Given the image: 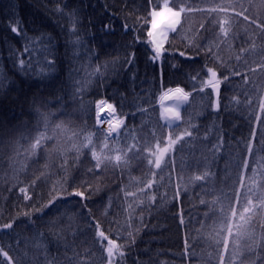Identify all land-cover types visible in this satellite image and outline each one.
<instances>
[{"label": "trees", "instance_id": "obj_1", "mask_svg": "<svg viewBox=\"0 0 264 264\" xmlns=\"http://www.w3.org/2000/svg\"><path fill=\"white\" fill-rule=\"evenodd\" d=\"M155 2L0 0V249L8 252L13 264H38V259L40 264H108V239L126 244L128 232L135 233L134 243L121 249L123 264H221V257L224 264H264L257 256L264 257V250L248 252L249 237L235 238L248 200L256 206L246 225L248 233L264 236V210L259 207L264 201V125H258L254 115L249 119L243 103L246 97L264 96V34L259 27L264 23V0H158L160 7L167 3L177 11L188 9L181 12L177 31H167L163 42L147 35ZM221 6L225 10L218 14L206 11ZM58 7L65 15L54 11ZM73 11L79 23L70 35L73 24L67 14ZM225 19L231 25L228 37L214 23ZM17 22L20 35L11 31ZM125 24L131 26L127 32ZM105 25L111 31H105ZM41 35L53 38L52 55L42 51L40 42L33 43ZM77 37L82 41L78 48L69 43ZM153 39L162 45L155 59ZM26 45L32 48L30 54L24 52ZM209 46L211 57L205 55ZM20 59H31L30 72L19 70ZM45 60H54L55 68L41 77L37 72ZM208 67L216 69L222 81L219 112L211 107L214 96L195 94L193 88L195 84L196 92L204 88L211 93L200 82L208 78ZM232 71L242 76L224 82ZM198 73L196 81L190 79ZM176 86L191 93L180 121L168 127L156 103ZM233 97L242 103H230ZM102 100L112 102L122 117L120 134L113 140L104 139L96 125L94 112ZM37 108L55 113L48 135L60 123L70 131L57 132L29 155L25 150L43 130L42 123L37 129ZM253 127L260 129L255 137ZM185 131L192 136L183 137L165 154L167 166L155 168L151 153H156L157 143L165 146L169 135L176 139ZM89 134L91 146L78 153L74 145L86 144ZM214 145L219 148L215 153ZM93 151L111 157V162L96 169ZM124 154L127 163H117L115 157ZM205 173L210 175L195 180ZM150 181L153 186L148 188ZM29 185L32 200L26 201L19 189ZM74 189L86 192V207H81L80 197L72 196L59 203V211H34L52 196ZM237 190L242 194L239 200ZM222 206L233 228L232 235L225 227L218 238ZM7 223L13 226L4 229ZM97 224L108 239L97 235ZM38 243L43 246L38 248ZM0 260L7 264L2 255Z\"/></svg>", "mask_w": 264, "mask_h": 264}, {"label": "snow or ice", "instance_id": "obj_2", "mask_svg": "<svg viewBox=\"0 0 264 264\" xmlns=\"http://www.w3.org/2000/svg\"><path fill=\"white\" fill-rule=\"evenodd\" d=\"M173 3H176L177 0H172ZM149 3H154V0H149ZM234 5L232 4H228V7H233ZM157 7H159V10L157 11ZM224 7L221 6L220 8H210L207 9L206 11H208L210 14H218L222 11H224ZM55 12H57L60 15H65V13L63 12V10L61 8H57L54 10ZM203 11V10H202ZM181 12H188V9L186 8H181L179 11L174 10L172 7H169L167 5V3L164 4L163 7H160L158 4V0H156L155 2V6L153 7L150 15H151V27L150 30L148 31L147 35L149 37H153V30H155L157 28V23H158V18L161 17H167V19L169 20V30L170 31H177L176 29V25L180 23V16H181ZM69 16V18L72 20V24L73 27L70 29L69 34L70 35H75L77 28H76V24L79 23V20L76 16V12L73 11L71 13L67 14ZM245 19H247V17H245ZM214 23H218L219 24V28H220V32L223 34L224 37H228L229 36V29L231 27L229 20L225 19V20H220V21H214ZM203 27V26H202ZM259 27H261L262 29V34H264V23H261V25H259ZM105 31H111V26L110 25H105L104 26ZM125 31L127 32L128 30H130L131 26L128 24L124 25ZM11 31L17 35H20L21 33V28L19 27V22H17L16 25L11 27ZM26 39L31 40V38L25 37ZM52 37L51 36H47L45 37L44 35H41L40 37L36 38V41H33V43L35 42H40L43 47H42V51L48 55H52L51 49L52 47H54L55 45L52 43ZM44 41H47V43H44ZM151 43H153L154 45V57L153 59L159 57L161 55V48L162 45H158L157 42L153 39L152 41H150ZM69 43L71 45H73L74 47H79L82 43L81 39L79 37H77L74 40L69 41ZM211 46H209V51H207L205 53V55H208L211 57ZM32 48L28 45L25 46L24 52L25 53H31ZM181 56L185 55V52H181L180 53ZM239 59V57L237 58ZM43 63V67L39 69V71L37 72V75L41 76V77H46L49 73L50 70L55 68V62L54 60H45L42 62ZM131 63V60L129 61V64ZM19 65L20 68L19 70L21 72H30L33 68L32 65V61L31 59H29L28 61H25L24 59H20L19 61ZM220 67H225V65L221 64ZM97 73H99V69H97ZM200 73L197 74V77H191L190 79H192L193 81H196L199 77ZM231 76H242V73L239 71H232L230 73V75L228 76H224L223 77V81L227 82L229 81V79L231 78ZM207 79L200 81L204 87L207 88H211V93H207L204 92V88H200L198 92H196L195 90V84H193V88H194V92L195 94H199V93H204L205 96H209L212 97L214 96V99L210 100L211 103V107L213 109V111L215 112H219L220 108H221V104H220V86H221V79L218 78V73L217 70L212 68V67H208L207 68ZM245 83H247V80L245 79ZM0 86H2V79H0ZM81 90H77V92L79 93ZM170 92H174L175 94V99L177 100V106L176 108L173 109H169L168 111L171 113V116L175 118V120H180L181 119V115L179 112V105L181 103H183L184 101H187L189 98V93L184 92V90L180 87H177L174 90H170ZM121 99L123 100V97H121ZM235 102L236 105H240L242 102L237 98V97H233L232 100L230 101V103ZM245 107L248 108L249 112H250V116L249 119H252V116H255V120L257 121L258 125H264V96H261L258 98V100H254L250 97H246L245 101L243 102ZM258 103V111L256 110V104ZM101 104H106L107 109L111 110L112 112H115V105L111 104V103H107L106 101H98L97 102V107L100 109L97 112V123L99 124L100 122H102L104 120L105 117L101 116L100 113L104 111L103 108H100ZM121 107H123V105L121 104ZM37 115L39 117V119L37 120V129L40 128L41 123L43 124V130L40 131L38 130L36 137L34 138L33 142L28 146V148L25 150L26 154L29 155H35L37 153L38 149H41L46 143L51 142V140H53L55 138V135L57 132L67 135V133L70 131V129L66 128L63 126L62 123L55 125V127L52 129V135H48V130H49V124L51 121V118L55 115V113L52 112H43L40 111L39 108L36 109ZM120 124H123V121H119L115 126H111L110 125V132H115L117 131V129L119 128ZM169 125H171V120H169ZM190 127H195L193 125H189ZM260 129L259 127H253L251 130V135L253 137H255L258 133H259ZM78 135V134H73V136ZM191 137L192 136V132L191 131H185L182 132L180 135H178L176 137V139H171V135H169L168 138V143L164 146V148H160L159 143H157L156 145V153H151L152 155H155V162H154V167L157 169H161V165L164 164V166H167V161L164 160V153L168 152L171 147L173 145H176L178 142L182 141L183 137ZM23 139V137H22ZM85 141H87L86 144L82 143L79 146H75L76 151L79 153L83 148L85 147H89L91 146L92 143V137L89 134L88 136L84 137ZM220 144L223 143V137H220ZM149 141H145V144H148ZM134 147V146H132ZM249 151H251L252 146L251 144L248 145ZM219 148L217 145H214L212 148V152L215 153L216 151H218ZM150 151V149H149ZM158 153V154H157ZM59 154V153H58ZM94 160L96 161L95 163V168L96 169H100L101 165L104 164L106 161L111 162L112 158L111 157H103L98 155L95 151H93L92 153ZM127 154L122 155H117L115 157V161L117 163H119L120 161H124L125 163H127L125 157ZM134 155H137V153H134ZM143 157H141L142 159ZM201 163V162H198ZM148 164L152 165L153 161L151 159L148 160ZM249 165V161L247 159H245L243 161V166L245 168H247ZM206 167H209V164H205ZM239 167V165H238ZM90 172H94V169H89ZM154 175H156V173H154ZM210 173H205L202 176H196L195 180H203L205 179L207 176H209ZM241 180V187L244 186V177L241 175L240 177ZM33 184H35V182H33ZM153 186V182L150 181L148 183V185H146V187L151 188ZM33 185H29L27 188H20L19 191L20 193L24 194V199L26 201H31L32 200V196L28 195V192L32 189ZM134 195L133 193H126V196H132ZM181 195L180 191H177L176 196L179 197ZM241 192L239 190L236 191V196L239 200V197L241 196ZM72 196H76V197H80L81 198V207H86V204H84L83 202L86 201L88 199V196H86V192L85 191H80V190H73L72 192H65L64 195H60L57 194L55 196H52L51 199L48 200L46 205H43L41 208L38 209H34L35 212H43L45 209L51 210L52 208H56L57 211H59V203L67 200L69 197ZM154 199V198H153ZM201 203H204V201H201ZM248 205L249 207H244L243 211L240 213L239 215V220L240 223H238L236 225L237 228V232H236V237L235 238H239L241 236H248L249 239L251 240V244H249L247 246V251L248 252H253L255 251L257 248H260L262 250H264V236H261L260 238H256L254 235H249L248 233V229L246 228V225L249 224V220L251 218V215L255 214V208L256 206L253 205L251 200H248ZM230 206V205H229ZM260 209L264 210V201L261 202V204L259 205ZM221 213H222V218L220 221V230L217 231L216 235L217 237H221L222 236V230L227 227L228 233L229 235H232V228H233V224L228 222L226 219V208L222 206L221 208ZM26 216L30 215V213H25ZM237 215V210L235 207H232V216L235 217ZM183 222V221H182ZM13 225L11 223H7V224H3L2 227L4 229H9L11 228ZM97 228V235L101 238L104 239H108V237L105 235V232L102 230H99V224L96 225ZM134 236L135 233L134 232H128V240L126 244H117L116 241L114 240H110L108 239V247L105 248V251L107 252L108 255V264H123V257H124V252L121 251L122 248L126 247L127 244H131L134 243ZM41 239H43V236H41ZM217 243H219V239L217 240ZM43 245L38 243L37 247H42ZM224 247H225V251L229 250V243L228 240L225 238L224 239ZM0 255H2L5 260L7 261V264H13L12 258L9 256L7 251H3V249H0ZM117 255H119V257L121 258L120 261H117ZM257 256L260 257L261 259H264V257L260 256L259 253H257ZM221 264H224V258L221 257ZM0 264H4L3 260H0ZM253 264H256L255 261H253Z\"/></svg>", "mask_w": 264, "mask_h": 264}, {"label": "bare ground", "instance_id": "obj_3", "mask_svg": "<svg viewBox=\"0 0 264 264\" xmlns=\"http://www.w3.org/2000/svg\"><path fill=\"white\" fill-rule=\"evenodd\" d=\"M176 106H177V104L176 105H172V107L170 106L169 108L170 109H173V108H176ZM100 108H103L104 109V111L101 112L100 115L103 116V117H105L104 120L102 121L101 126L107 131V133L109 135H115V134H117L119 128L115 132H110L109 131L110 125L111 126H115L120 121V119H119V117L117 115L118 114L117 111L115 110V112H112L111 110L107 109L106 104H104L103 106H100ZM99 110L100 109L98 108L97 111L94 112L95 118H96L97 112ZM119 134H120V132H119ZM129 141L131 142V140H129ZM154 162H155V159H154ZM170 214H176V212L175 211H172ZM104 218L107 219L108 221H111V217L109 215H107V214L105 215ZM40 262L41 261L38 259V264H40Z\"/></svg>", "mask_w": 264, "mask_h": 264}, {"label": "rangeland", "instance_id": "obj_4", "mask_svg": "<svg viewBox=\"0 0 264 264\" xmlns=\"http://www.w3.org/2000/svg\"><path fill=\"white\" fill-rule=\"evenodd\" d=\"M159 28H169V20L167 19V17H161V18H158V23H157V28L155 29V30H157V29H159ZM155 30H153V31H155ZM158 44V43H157ZM159 45V44H158ZM172 92H170V91H168L167 93H165L162 97H161V99L159 100V106L163 109V110H165V109H170L169 107L171 106L172 107V105H176L177 104V100L176 101H169L168 99H167V97L171 94ZM165 120L167 121V122H169V119L168 118H166L165 117ZM173 122H175L176 120H175V118H173V120H172ZM172 122V123H173ZM101 124H102V122H100L99 124H98V126L100 127V129L103 131V133L105 134V136L106 137H110V135L105 131V129L101 126ZM105 131V132H104Z\"/></svg>", "mask_w": 264, "mask_h": 264}, {"label": "water", "instance_id": "obj_5", "mask_svg": "<svg viewBox=\"0 0 264 264\" xmlns=\"http://www.w3.org/2000/svg\"><path fill=\"white\" fill-rule=\"evenodd\" d=\"M172 98H175V95ZM167 115L171 116V113L169 111H167Z\"/></svg>", "mask_w": 264, "mask_h": 264}]
</instances>
